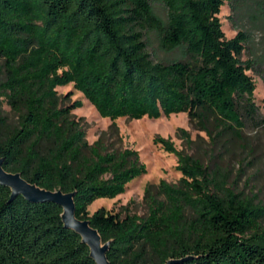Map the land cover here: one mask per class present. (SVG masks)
<instances>
[{
	"label": "trees",
	"instance_id": "16d2710c",
	"mask_svg": "<svg viewBox=\"0 0 264 264\" xmlns=\"http://www.w3.org/2000/svg\"><path fill=\"white\" fill-rule=\"evenodd\" d=\"M226 2L0 0V158L40 187L75 192L76 214L109 242L110 264H264V201L237 190L215 159L244 139L248 123L264 126L248 73L262 68L243 58L247 31L226 36L219 17ZM149 31L180 56L155 60ZM69 83L113 121L186 112L218 149L213 165L157 135L154 143L177 156L178 182L160 181L163 198L147 193L146 215L105 207L90 214L89 205L125 192L147 165L136 149H110L102 136L88 141L73 116L83 102L66 103L57 89ZM5 102L15 121L1 113ZM177 134L193 142L187 129ZM11 193L0 184V264H97L65 227L60 204L10 201Z\"/></svg>",
	"mask_w": 264,
	"mask_h": 264
},
{
	"label": "rangeland",
	"instance_id": "374dc122",
	"mask_svg": "<svg viewBox=\"0 0 264 264\" xmlns=\"http://www.w3.org/2000/svg\"><path fill=\"white\" fill-rule=\"evenodd\" d=\"M155 9L166 17V8L162 3L156 2ZM219 17L228 38L234 37L240 29L247 31L250 35L243 58H256L259 61L257 67L262 68L261 74L253 69L248 70V73L256 81L255 99L260 113L264 115V0H227L221 8ZM146 38L155 60H167L180 56V50L166 51L161 46L160 38L155 31H149ZM1 65L0 59V68ZM3 75L4 73L0 72V79ZM57 89L59 94L64 96L66 103H73L76 100L83 102L81 107L73 110V116L85 126L90 143L102 136L110 149H136L147 165V171L133 179L125 192L114 198L96 199L89 205L90 214L100 207H105L122 215L126 213L146 215L149 210L147 193L163 198L158 192L160 181L178 182L181 172L176 168L177 156L154 143V137L157 135L171 138L178 149L201 158L205 164L213 165L216 159L222 169L228 170L230 183L237 190L247 195H256L258 199L264 201V126L254 127L248 123L244 128V139L240 143L233 140L228 142L227 148L223 149L221 155L211 159L212 153L217 154L218 149L211 150L208 134L195 127L186 112L170 116L163 115L160 118L119 117L113 121L109 117L101 116L95 106L74 87L73 83L59 86ZM1 113L8 115L12 121L16 120L15 113L6 102L3 104ZM180 127L191 133L193 139L191 144H187L177 134V129Z\"/></svg>",
	"mask_w": 264,
	"mask_h": 264
},
{
	"label": "water",
	"instance_id": "95a60500",
	"mask_svg": "<svg viewBox=\"0 0 264 264\" xmlns=\"http://www.w3.org/2000/svg\"><path fill=\"white\" fill-rule=\"evenodd\" d=\"M0 184L11 188L12 201L16 196L23 195L32 202L53 201L63 207L62 218L65 227L79 233L82 241L90 248V255L97 264H110L107 251L109 242H103L97 228L91 225L88 218H81L76 214L75 192H64L61 189L50 190L40 187L25 179L20 172L8 171L4 167V158H0ZM180 260H169L166 264H177Z\"/></svg>",
	"mask_w": 264,
	"mask_h": 264
}]
</instances>
